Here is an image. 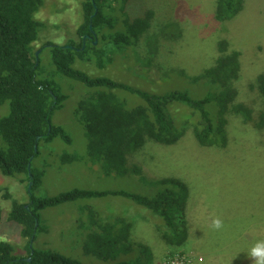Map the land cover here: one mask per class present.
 <instances>
[{
  "label": "rangeland",
  "instance_id": "374dc122",
  "mask_svg": "<svg viewBox=\"0 0 264 264\" xmlns=\"http://www.w3.org/2000/svg\"><path fill=\"white\" fill-rule=\"evenodd\" d=\"M107 2L106 17L115 24L118 21L115 26L119 28L118 9ZM215 5L216 0H134L130 5L132 13L153 11L150 27L138 44H121L123 51L113 47L104 67L78 57L72 67L90 77H108L150 93L177 90L201 98L211 84L193 83L178 71L201 73L213 64L218 42L224 39L229 50L240 52L241 77L237 84H251L264 71V0H244L243 9L222 22L214 17ZM35 17L44 23L32 44L39 59L35 77L63 96L52 112L51 122L62 128L70 140L52 136L38 142L31 162L30 190L18 178L0 173V240L11 246L16 260L13 264H29L21 259H30L19 226L7 218L13 198L37 216L33 249L80 264H107L83 250L91 219L96 215L103 222L117 217L129 222L130 241L146 244L154 264L157 260L163 264L169 252L178 253L175 249L202 257L196 264H264L263 129L240 128V124L237 127L238 121L231 117L227 131L235 140L229 141L224 150L200 146L189 128L176 144L147 141L141 149L127 154V167L140 166L144 181L129 169L123 175H105L101 165L92 163L87 156L88 139L75 112L77 104L96 88L58 73L49 47L40 49L47 42L79 41L76 29L82 19L81 0H44ZM103 31V35H109L115 30ZM113 92L126 96L127 107L142 103L135 94L119 89ZM179 105L183 108L178 107L174 113L186 112L185 105ZM208 108L215 114L213 104ZM7 110V105L1 106L0 116ZM179 116L187 119L185 114ZM63 154L72 159L63 160ZM162 176L181 178L189 188L188 238L178 248L167 245L160 237L164 227L161 218L128 197L108 194L79 197L44 208L36 206L40 199L80 189L122 190L152 198L162 188L154 183Z\"/></svg>",
  "mask_w": 264,
  "mask_h": 264
},
{
  "label": "trees",
  "instance_id": "16d2710c",
  "mask_svg": "<svg viewBox=\"0 0 264 264\" xmlns=\"http://www.w3.org/2000/svg\"><path fill=\"white\" fill-rule=\"evenodd\" d=\"M107 1L118 9L119 28L115 26L118 21L115 24L113 19L106 17ZM133 2L81 0L82 19L76 29L79 41L69 40L64 44L47 42L40 47H49L58 73L79 80L89 88H96L75 109L88 139L87 156L92 163L101 165L105 175L126 174L129 152L141 149L147 141L166 146L176 144L189 128L200 146L226 150L228 144L235 140L229 138L227 131L231 117L238 121L237 127L240 124V128L263 129L264 136V71L258 73L251 84H237L241 77L240 52L229 50L224 39L218 42V55L213 64L201 73L189 75L184 70L178 71L193 83L203 81L211 84L210 90L201 98L177 90L150 93L108 77H90L72 67L77 57L104 67L113 47L121 50V44L126 47L138 44L150 27L153 11L132 13L130 5ZM43 4L44 0H0V107L7 105L8 108L7 113L0 116V139L3 143L0 146V173L18 178L26 188L33 180L32 173L31 176L28 174V165L31 172L38 142L52 136H59L67 142L70 140L62 128L51 122L52 112L63 96L57 95L35 77L39 59H36L32 44L44 26L35 15ZM243 4L244 0H216L214 17L220 22L230 20L243 9ZM106 29L110 30L109 33L115 31L103 35ZM117 89L137 95L142 103L127 107L126 96L113 92ZM179 104L186 106V112L174 113L178 107L183 108ZM211 104L215 114L208 108ZM180 114H185L187 119ZM62 159L67 161L72 157L63 154ZM131 166L129 171L144 181L142 168L136 164ZM154 183L162 188L152 198L122 190L80 189L40 199L36 206H54L79 197L121 195L158 215L164 226L160 237L167 245L181 247L188 238V185L175 176H162ZM7 218L19 226L20 236L26 240V255L30 261L21 259L22 262L80 264L62 255L33 249L38 219L24 203L13 198ZM90 224L91 229L83 243L87 254L107 264H154L153 253L146 244L130 241L131 224L125 219L117 217L111 222H103L96 215ZM173 253L176 252H169L167 257ZM15 261L11 246L0 240V264H13Z\"/></svg>",
  "mask_w": 264,
  "mask_h": 264
},
{
  "label": "built area",
  "instance_id": "2783aa9c",
  "mask_svg": "<svg viewBox=\"0 0 264 264\" xmlns=\"http://www.w3.org/2000/svg\"><path fill=\"white\" fill-rule=\"evenodd\" d=\"M202 261V257L191 254L173 253L171 256L165 258L163 264H196Z\"/></svg>",
  "mask_w": 264,
  "mask_h": 264
},
{
  "label": "water",
  "instance_id": "95a60500",
  "mask_svg": "<svg viewBox=\"0 0 264 264\" xmlns=\"http://www.w3.org/2000/svg\"><path fill=\"white\" fill-rule=\"evenodd\" d=\"M90 27H91V25H90ZM35 56H36V59H37V58H38V53H36ZM38 138H39V137H37V139H38ZM34 150H36V145H35V147H34ZM28 174L31 176V172H30V167H29V165H28ZM31 185H32V181H30L29 184H28V190H30ZM29 261H30V259H29Z\"/></svg>",
  "mask_w": 264,
  "mask_h": 264
},
{
  "label": "crops",
  "instance_id": "0c3cea01",
  "mask_svg": "<svg viewBox=\"0 0 264 264\" xmlns=\"http://www.w3.org/2000/svg\"><path fill=\"white\" fill-rule=\"evenodd\" d=\"M156 264H158V260L156 261Z\"/></svg>",
  "mask_w": 264,
  "mask_h": 264
}]
</instances>
